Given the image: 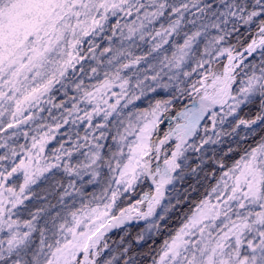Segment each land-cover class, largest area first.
Segmentation results:
<instances>
[{"label": "snow or ice", "instance_id": "snow-or-ice-1", "mask_svg": "<svg viewBox=\"0 0 264 264\" xmlns=\"http://www.w3.org/2000/svg\"><path fill=\"white\" fill-rule=\"evenodd\" d=\"M193 73L200 80L189 84ZM142 99L148 106L136 108ZM5 115L0 132L13 131L0 136V264H138L188 201L176 183L217 171L151 264H264V0H0ZM146 179L154 191L115 213ZM42 181L45 192L62 189L66 215L49 211L35 191ZM89 185L102 195L86 200ZM32 200L43 203L32 210ZM132 220L144 226L112 247L106 233Z\"/></svg>", "mask_w": 264, "mask_h": 264}, {"label": "trees", "instance_id": "trees-1", "mask_svg": "<svg viewBox=\"0 0 264 264\" xmlns=\"http://www.w3.org/2000/svg\"><path fill=\"white\" fill-rule=\"evenodd\" d=\"M98 42L105 45V46L107 44L106 41H98ZM85 47H87V45H85ZM143 47L146 48L147 46L145 45ZM140 51H138L137 54H140ZM84 78H86V77H84ZM199 80H200L199 73H193V75L191 76V78L188 79L187 82L189 84H191L194 81H199ZM197 86H199V84ZM57 99L58 100L61 99L60 95H57ZM183 104H191L190 99H185L184 101L180 102L181 107ZM145 106H147L146 100L136 103V108L141 109ZM177 110H179V108ZM170 115H175V112L170 113ZM167 124H168V120L165 119L164 124L161 125V132L159 133V135H162L163 131L167 129V126H168ZM81 131H83V129H81ZM113 131H115V130L113 129ZM260 135L261 134L258 133L254 137H249V139L246 142H242V145L244 147H247L249 145L254 146L256 141H258L260 139ZM60 139H62V138H57L56 141H59ZM105 143L111 144L112 143L111 138L109 137V139L107 141H105ZM54 146L53 145L47 146L46 152L49 155L51 153V149ZM2 151L3 150L0 149V152H2ZM235 158H238V154L234 155V156H230L228 158L227 163L229 166L231 165L232 161ZM210 170H211V167L206 169V171H210ZM105 171H107V170L105 169ZM219 174H220V172L217 171L215 173V176L206 177L205 172H200L196 176L186 175L182 182L178 181L176 183V187L182 195L185 193V190H187L188 201L186 203L178 206L177 210L171 212L169 214V218L162 222V225H164L165 227L162 228L161 234L159 236L155 237L156 243H155V245H153L152 252L149 255H145V256L137 255L138 264H151L152 256L157 254L156 249H158L159 245L170 234V231L174 232L175 229L180 226V224L182 223L183 218H184V213L187 212L189 205L193 204V202H198L200 199H202L205 196L210 185L215 181L216 177ZM60 175L61 174H59V173L57 174V179L60 178ZM64 182L65 183L67 182L66 178L64 179ZM49 183L50 182H48V181H42L40 183L39 187L35 188V191L40 193V195L43 194V189H47L49 187ZM99 190H100V185H97V186L89 185V186H87L85 188V192L88 194L86 197V200H91L92 199L91 194L92 193L96 194ZM151 190H152V188L149 185V181L146 179L143 183L137 185V187L134 191H132L131 193H128V194H124L120 199H118L117 200V206H114L113 211L118 214L120 209L127 208L130 205L134 204L137 200H139L141 193L151 192ZM61 191H62V189H59V188H57L55 190H50L49 193H46L45 197H46V202L49 203L50 205L55 206V207L59 206L58 208H60V209H58V212L61 213V216H64V215H66L67 210H66L65 206L59 202V193ZM172 195L174 197L175 193H173ZM65 200L69 206L74 205V208H79L81 206V202H82L80 197H76L75 201H73L69 197H65ZM39 203L40 202L37 200H32V201H29L28 206H29V208L33 209V206H35L36 204H39ZM165 203H167V201H165ZM173 203H175L174 199H173ZM49 210H51V209L49 208ZM52 213L54 214V212H52ZM23 217H25V216L23 215L22 218ZM143 226H144V224H142V225L141 224H133V225L126 226L124 229H118L111 234L110 238H112V239L108 243L112 247H116V244L114 242L119 240V237L123 233L124 230H127L130 233V236L128 237V239H131V237L134 236L137 232H139L140 228H142ZM148 243L151 244L152 241L150 240V241H148ZM146 250H147V245L135 246V251L137 253H139L141 251H146Z\"/></svg>", "mask_w": 264, "mask_h": 264}, {"label": "rangeland", "instance_id": "rangeland-1", "mask_svg": "<svg viewBox=\"0 0 264 264\" xmlns=\"http://www.w3.org/2000/svg\"><path fill=\"white\" fill-rule=\"evenodd\" d=\"M145 46V45H144ZM134 51L137 53L138 51H140V49H134ZM100 79H103V75L101 74V76H100ZM84 80H85V84H95L96 83V80L95 79H88V77H86V78H84ZM211 81H208L207 83H210ZM200 86V85H199ZM198 86V87H199ZM114 91H116V92H119V89L118 88H116V89H114ZM60 98L61 99H63V97L62 96H60ZM108 100H109V102L110 103H115V98L114 97H112V95H111V93H108V95H107V97H106ZM141 101H145V100H140V101H136L135 102V104L136 103H138V102H141ZM123 103H124V101L123 100H121V105H123ZM70 106V105H69ZM102 107H106V105H101ZM147 106H148V104H147ZM147 106H145V107H143V108H146ZM143 108H141V109H143ZM129 110H135V109H132V106H129V108L128 109H125L124 110V115L126 116L127 115V112L129 111ZM42 115L43 116H47V112H45V113H42ZM0 119H2V120H4L5 122H7V120L9 119V117L7 116V115H5V117H3V118H0ZM29 126H27V125H22L21 126V130H24V129H27ZM13 131V129H8L7 130V132H0V136H3V135H7V134H10L11 132ZM63 131H65V129H61V132H63ZM57 138H64V137H61L59 134L57 135V137H56V139ZM56 139L55 140H52L50 143H49V145L48 146H50V145H55L56 143V145L55 146H58V141H56ZM18 142L19 143H24L25 142V140H24V137L23 136H20L19 137V140H18ZM30 142V141H29ZM105 143V142H104ZM54 146V147H55ZM45 154L46 155H49L47 152H45ZM169 155H170V153H169ZM153 163L155 164V163H157V161H153ZM158 163H160L161 165H162V163H163V155L161 156V159H160V161H158ZM220 175V174H219ZM219 175L216 177V179H215V181L210 185V187H209V189L207 190V192H206V194H205V196L204 197H206L207 195H208V193L209 192H211V189H212V186H214L215 184H216V181H217V179L219 178ZM149 182H150V184L152 185V183H151V181L149 180ZM139 185V184H138ZM103 187L104 186H101L100 185V192L98 193H96V195H102V193H103ZM113 187H115V185H113ZM137 187V186H136ZM136 189V188H135ZM152 191H154V187H153V185H152ZM46 193H49V191L48 192H45V191H43V194H41V196H45L46 195ZM128 193H131V192H128ZM128 193H125V194H128ZM203 197V198H204ZM202 198V199H203ZM213 203H215V199H214V195H213ZM40 203L39 204H36L35 206H33V209L32 210H34L35 209V207H38V206H40V204L41 203H43L42 201H39ZM26 203H29V202H26ZM96 203H100V206L102 207L103 206V202H101V201H97ZM93 206H95V203L93 204ZM59 207V206H58ZM58 207H50V209L51 210H49L50 212H54V214L56 213V212H58V209H60V208H58ZM31 209V208H30ZM25 216V217H23V218H27V213L26 212H24V213H22V216ZM132 224H144V222L143 221H136V220H132V221H130L128 224H126L125 225V227L126 226H129V225H132ZM112 234V233H111ZM111 234H106V238H107V241L109 242V241H111V239L112 238H110V236H111ZM109 237V238H108Z\"/></svg>", "mask_w": 264, "mask_h": 264}]
</instances>
